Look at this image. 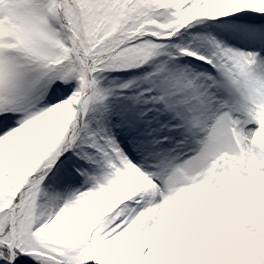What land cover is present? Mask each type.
<instances>
[{
	"label": "snow or ice",
	"instance_id": "6c2138e0",
	"mask_svg": "<svg viewBox=\"0 0 264 264\" xmlns=\"http://www.w3.org/2000/svg\"><path fill=\"white\" fill-rule=\"evenodd\" d=\"M0 264H264V0H0Z\"/></svg>",
	"mask_w": 264,
	"mask_h": 264
}]
</instances>
